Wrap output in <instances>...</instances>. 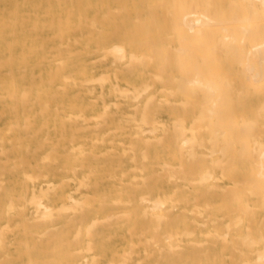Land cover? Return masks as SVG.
<instances>
[{
  "label": "rangeland",
  "instance_id": "374dc122",
  "mask_svg": "<svg viewBox=\"0 0 264 264\" xmlns=\"http://www.w3.org/2000/svg\"><path fill=\"white\" fill-rule=\"evenodd\" d=\"M11 1L14 0H9L10 3ZM18 1L26 21L31 20L25 23L26 27L31 30L32 35L36 34L32 24L37 18L47 17L44 6H32L26 3V0ZM92 2L93 5L86 8L89 24L86 23L82 34L72 37V40L67 42L60 40L53 28L47 27L35 36L37 41L44 40L46 45L44 49H39L36 57H31L33 65L29 72L22 69L11 74L6 68H0V187L2 186L0 189V264H29V262L30 264L31 262L33 264H119L124 259H127L125 264H156L157 262V264H242L245 261L252 263L258 260L259 253L256 251L259 250L261 253L264 249L262 238L264 237V183H262L264 177L259 175L261 170L264 173V168L259 164L261 162L258 159L259 153L252 150L248 152L242 148L243 137H239L232 144L229 132L215 135L211 133L212 130H206L205 126L208 122H197L200 121L198 116L205 106L201 105L204 103L203 94L198 90H192L191 87L187 91H180L177 88V82H170L167 79L171 73L178 78L191 77L195 62L202 63L199 66L210 72L211 77H214L216 72L222 73L225 70L219 79L227 83V86L234 84L243 89L241 92L244 91L232 98L233 105H231L238 109L248 106L251 100L263 103L264 88L255 89L248 85L242 87L239 81H232L229 69L230 57L222 55L223 57L218 59L210 58L209 63H205L204 58L201 57L202 52L199 54L196 47V51L193 49L199 44L198 39L180 41V33L167 25L162 35L164 39L158 42L159 49H162L160 52L166 53L169 50L168 42H172L171 47L175 49L189 47L191 43L190 53H187L188 62L183 71L166 66L163 73L165 79H158L161 60L156 66H147L145 60H131L133 57L143 59L144 55V59H147L146 56L149 55L147 48L141 46L138 40L134 41L136 21L133 1L111 0L107 6L97 5L101 0H92ZM7 3L8 0H0V15L11 10L8 6L10 3ZM118 8L125 10L116 11ZM108 9L111 12L109 17L113 20L112 22L109 20L112 30L117 29L120 37L106 41L102 38L98 39L95 36L96 32L93 33L89 25H93L92 20H96L99 26V23L101 24L107 16ZM63 10L64 13L72 11L69 8ZM141 12L143 20L152 15V10L146 6L141 8ZM248 42L247 38L243 43L248 45ZM109 45L122 46L125 50V58L120 61L121 59L116 57V52L106 53ZM235 69L243 78V67L238 65ZM65 75H68L69 79L65 78ZM11 76L19 80L21 94L24 91L28 92V99L25 102L15 99L7 86ZM148 85L151 87L146 90L145 87L147 88ZM44 89L45 92H43ZM124 89L126 92L123 91ZM144 89L146 92L143 91ZM160 90L162 91L159 92ZM139 92H142L143 97ZM45 93L49 94L47 107L46 102L41 99L45 97ZM138 95L139 98H135ZM152 95L154 96L151 97ZM189 101L193 103L191 102L190 105ZM145 105L148 107L146 111ZM262 114L263 116L257 119L260 128L264 125V109ZM250 118L244 115L237 120V123ZM180 119L185 122L182 123ZM194 119H197L196 124L199 123L202 127L198 128L199 136L197 130H194V135L198 139L193 140L197 142L193 152V146L189 144L193 142L190 137H194L191 133L192 127L193 125L197 127L193 124ZM176 123L183 124L184 132L186 129L191 131L185 132L183 136V129L175 128ZM148 129L149 132L150 129L151 132L152 130L156 132L148 133ZM144 131H147L146 134ZM175 133L182 138L177 140ZM140 135L143 136L140 137ZM218 135L221 136L218 137ZM154 139L159 140V143ZM260 139L264 142V136ZM148 140L149 144H145L144 142ZM183 140L189 144L185 143L188 146L185 145L184 150L179 152V147L183 146L181 145L184 143ZM215 140L217 143H214ZM202 141L205 145H202ZM213 143L216 153L214 150L208 151L213 149ZM229 143L232 144L230 147L233 149L227 147ZM238 149L239 153L243 149L240 156ZM223 150L227 152L224 157L221 153ZM195 154L198 155L195 157ZM189 156L195 158L189 159ZM196 159L199 160L196 161ZM228 159H231L230 162L224 166L223 162ZM216 161L218 166L213 167L212 163L214 162L215 165ZM221 161L224 169L220 165ZM181 163L183 166L179 167ZM74 167L76 172L72 171ZM177 170L178 174L181 173L178 176ZM185 172L190 174H186L183 179ZM207 172L213 174L212 179L205 178V175H208ZM39 173L40 178L37 177ZM27 175L37 176L34 181H31ZM173 175L176 178L172 177V179ZM195 180L201 182L193 183ZM245 180L250 182L247 184ZM255 182H258L256 186ZM215 184L222 187L224 193L222 189L218 187L217 189ZM136 185L139 186L136 188ZM228 186H230L229 189H227ZM253 189V192L257 191V195H255L256 192L254 194L248 192ZM258 190L262 191L258 192ZM34 193L43 207H40L34 199L30 202ZM142 196L152 202L140 203ZM155 200L159 202L162 200L165 205L162 204L161 210L154 213L168 216L171 218L168 222H159L155 217H150V211L147 208L156 203ZM206 200L210 204L209 208H207ZM116 201L118 202L115 204ZM76 203L79 204L75 206ZM247 205L254 210L249 208L251 213L241 216L242 207ZM62 206H67L69 211L59 210L61 211L59 214L56 209H61ZM50 209L55 210L52 211V215L49 214L51 219L47 216V210ZM169 209H171L170 212ZM44 210L47 211V215H43L45 218L47 216L48 220L44 218L46 221L41 216ZM192 210L196 214L199 213L197 215L191 213ZM235 210L241 211V214ZM145 212L147 217L146 214L143 215ZM122 213H124L123 216H118L120 218L116 216ZM125 213H129V217L125 216ZM140 215L143 216L140 217ZM238 217L243 218L241 222ZM39 218L43 221L35 222ZM232 220L234 221L231 229L229 222ZM236 222L239 223L237 227ZM261 222L263 225H260ZM201 223L206 225L203 226ZM159 224L161 226L159 230L157 229L156 233L159 234L157 236L154 234V229ZM4 225H7V228ZM186 231L194 233L190 234ZM141 233L143 235L139 236ZM167 233L175 240H166L167 235L164 236V234ZM248 234L251 237L253 235L254 238H252L255 240L259 238L262 240L260 242L258 240L257 245H253L252 249L245 245L244 252L247 255L236 258V262L231 256L234 245L240 246L241 238H246ZM224 235L227 236L228 241H223ZM153 236L161 239L158 247L151 241ZM169 243L172 246H178V254H175ZM199 243H203L202 246H197ZM207 249H209L208 252ZM129 251L132 252L131 255ZM124 252H129L126 253L127 255L124 254L126 258L122 255Z\"/></svg>",
  "mask_w": 264,
  "mask_h": 264
},
{
  "label": "bare ground",
  "instance_id": "6f19581e",
  "mask_svg": "<svg viewBox=\"0 0 264 264\" xmlns=\"http://www.w3.org/2000/svg\"><path fill=\"white\" fill-rule=\"evenodd\" d=\"M110 1L111 0H101V2L98 3L97 5L101 4V5H106L107 6V5L110 4ZM132 1L134 3L133 4V9H134V12H135V21H136V29H135V34H134V41L138 40L139 44L141 46H144L145 48H147V50L149 51V55L146 56L147 59L146 58L144 59L145 55H144V57H142L143 59H141V58L139 59L137 57L134 58L132 56V55H135V53H131L132 55H130V57H133V58H131L132 61L135 60V59H137L139 61H144L145 60V64L147 66H156L157 62H159L161 60L162 65H161V68L159 70L160 74L159 75L155 74V75L159 76V77H157L158 79H161V80L165 79V77L163 76V73L166 70V66H171V67H173L175 69L183 71L185 65L188 62L187 53L189 52V47H190L191 43H189V45H188L189 47L186 46V48L179 47L178 49H175V48L171 47L172 46V42H168V44H169L168 49L169 50L166 53H164V54H162L160 52L162 49H159L158 42L161 41L162 39H164V37L162 35L165 32L166 25H167L169 28H172V30H175L176 32L180 33V41L185 40V39L191 40L192 38L198 39V41H199L198 43L199 44L198 45L196 44L197 46H194L193 49L196 51V49H195V47H196L197 51L199 50L198 53L200 52L199 54H201V52H202L201 57L204 58V62L205 63H209V59L210 58H217L218 59V58L223 57V56L224 57H227V56L230 57V60H229L230 61L229 62L230 63V67H229V69H230V73H231L230 75H232V81L233 80L234 81H239L240 82L239 85H241L242 87L248 85V86L254 87L255 89H257V87L264 88V0H132ZM25 2L29 3V5H32V6H44V9L46 11L47 17L46 18H37V19H35V21H33L32 25H33V29L36 30L35 31L36 34L32 35V33H30L31 30H29L26 27V25H25V23H27V22H29L31 20L28 19L29 21H26V18L22 15L21 6H20L19 1L18 0H14V1H11V3H10L9 0H8L7 4L10 3L8 6L11 7V10L8 13H6V14L0 15V68H3V67L6 68L8 71H10L11 74L14 73L16 70H22V69L24 71L29 72L31 66L33 65L32 62H31V57L32 56L36 57L38 55V53H39V49L42 50V49L45 48V45H46L45 41L44 40L43 41H37L36 38H35V36L39 35L38 32L40 30L42 31V30L46 29L47 27L53 28L55 30L56 36L60 40H66L67 42H70L72 40V37L74 38V37H77L78 35L82 34L83 28L87 24H89L88 21H87L88 20V16H87L86 8L93 5L92 0H30V1L26 0ZM144 6L150 8L152 10V13H151L152 15L150 16V18H147L146 20H143V18L141 16L142 15L141 14L142 13L141 12V8L144 7ZM65 8H69L72 11L64 13L63 9H65ZM121 9H123V8H121ZM121 9L118 8V9H116V11L120 12ZM109 10L110 9H108L107 16L104 18V21H101V24L99 23V26L97 25L98 23H97L96 20H92L93 25H91V24L89 25L90 28H91V31L93 33L96 32L95 36L98 39L102 38V39H104L106 41L111 40L112 38L116 39V38L120 37L119 36V32H118L117 29L112 30L113 27H112V24L110 23V21L112 22L113 20L110 19V17H109V13L111 14V12ZM123 10H125V9H123ZM119 12H117V13L119 14ZM105 19H106V21H105ZM247 38L249 39L248 45H244V43H243L244 39H247ZM173 43H174V41H173ZM67 47H69V46H67ZM106 49H108V51L106 50L107 51L106 53H109V52L110 53L111 52L115 53L116 52V55H117L116 57L119 60L121 59L120 61H122V59L125 58V54H124L125 50H123L122 46L120 47L119 45H114L112 47V46L109 45V47L107 46ZM174 50H175L176 53L174 52ZM103 51H105V49ZM106 55H108V54H106ZM102 58H104V57H102ZM113 63H115V62H113ZM195 63H196L195 64V69H193L194 70L193 72L191 71L192 72L191 77L186 76V77L178 78L176 76H173L172 73H171V76H169V78L167 79V81H170V82H177L178 83L177 88L180 91L181 90L182 91L183 90L187 91V89H190L189 87H191L192 90H198V91H200L203 94L204 97H202V98H204V103L201 102L202 103L201 105H205V106L202 108V111L199 113L198 120H200V121H197V119H194V123L193 124H196L197 122H199V123L202 122L203 123L204 121H206V122H208V124L206 125L207 127L205 126L206 130L207 129L212 130L213 132L211 131V133L212 134L214 133L215 135L216 134H222L223 135V134L229 132L231 134V138H232L230 140V143H232V144H234L233 142L236 141L239 137H243L244 141H243V147L242 148H244L248 152L250 150H252L254 152L259 153L260 157H258V159L261 161V162H259V164H260V166L262 168H264V142H262L261 139H260L262 136H264V129H261L262 127H264V125L261 126V128H260L259 125H258V121H257V119L259 117L263 116L262 110L264 109V102L263 103H260V102L257 103L255 101L251 100L248 103V106L242 107V109L235 108V106H232L233 105L232 104L233 103L232 98L235 95H238L237 93H243L244 91L241 92V90H243V89H240L241 87L235 86L234 84H231V85L229 84L227 86V83H224V82H222L221 79H219L220 75L222 73H225V70L222 73L216 72V74L214 73L215 76L211 77L210 76V72H207L205 68L203 69V68H201V66H199L202 63L201 64H198L197 62H195ZM238 65L239 66L241 65L243 67V73H244L243 74L244 75L243 78L240 77L238 75V73L235 71L236 70L235 68ZM208 67H209V65H208ZM149 74H150V72H149ZM8 75H9V73H8ZM68 75H70V74H68ZM68 75L67 76L65 75L64 77L67 78ZM154 78L156 79V76ZM68 79H69V77H68ZM96 79H98V78H96ZM96 79H95V81H98ZM227 80H229V78ZM50 81H52V80H50ZM64 81H65V79H64ZM99 81H100V79H99ZM152 85H154V83ZM7 86L9 87V89H11L12 95H13V97L15 99H18L21 102H25L28 99V97H27L28 96V92L27 91H24L21 94L20 82L17 79V77L13 76L11 78V80L7 83ZM44 87H46V86H44ZM148 87L150 88L151 86L148 85L147 88L145 87V89L146 90L149 89ZM228 87H231V88H228ZM64 88H65V86H64ZM125 89L123 90L124 92H126ZM145 89L143 91H145ZM161 91L162 90H160L159 92H161ZM43 92H45V89L43 90ZM136 92L138 93V91H136ZM172 92H173V90L171 89V93ZM128 93H130V92H128ZM141 93L139 92L140 95H141ZM48 95H49L48 93H45V97L41 98L42 100H44L46 102V107L49 104ZM153 96L154 95H152L151 97H153ZM136 97L139 98V95L135 96V98ZM160 102H158V103H160ZM191 102L193 103V101H191ZM191 102L189 101L190 105H191ZM235 102L237 103L238 101H235ZM147 103H149V102H147ZM172 103H174V102H172ZM186 103L188 104V100H187ZM194 103H199L200 104V102H196V101H194ZM236 103H234V105ZM182 104L185 106L184 103H182ZM183 105H180V106L183 107ZM147 108H148L147 105H145L144 110L146 111ZM184 108H186V107H184ZM244 115L250 116L251 118L247 119L246 121H243L242 123L241 122L237 123V120H240L241 118H243ZM91 118H95V117H91ZM26 120H27V118H26ZM180 121L182 122L183 120L180 119ZM154 122L155 121H153V123ZM184 122H182V123H184ZM199 123H198V125L196 124L197 127H195V125H193V127H192L193 131L191 132L193 135L195 134L196 130H197V134H198V131H199V134H200V130H198V128H199V126L202 127V125H199ZM177 125H179V126H177ZM177 125L175 126V128L179 127L177 129H180V128L183 129L182 130L183 131V133H182L183 136H184L185 132L191 131V129H188V131L186 129L185 132H184L185 128H183V124H177ZM16 126H18V124ZM41 127H43V126H41ZM190 128H191V126H190ZM195 128H197V129H195ZM40 129H42V128H40ZM40 129L38 131H40ZM80 129H82V127ZM154 130H155V128H154ZM154 130H152V132H151V129H150V132H149V129H148V133L156 132ZM177 131H179V130H177ZM112 132H113V130H112ZM146 132L144 134H146ZM199 134H198V136H199ZM142 136L140 135V137H142ZM178 136H176V133H175V138L176 139L177 138H182L181 134H180L181 137H178ZM219 136H221V135H218V137ZM194 137L193 136L190 137L192 139V141L193 140L196 141L198 139V138H196L195 135H194ZM143 139H144V137H143ZM203 139H204V142H205V138H203ZM210 139L212 140V138H210ZM177 140H176V142H178ZM185 140H183L184 143L182 142L183 144H181L183 146L180 145L181 147H179L180 148L179 152H181L180 150H182V149L184 150V147H186L185 145H187V144H185V143H188V142L185 141ZM224 140L226 142V139H224ZM146 141H147V139H146ZM157 141L159 143V140H157ZM207 141H209V140L207 139ZM215 141L216 142H214V143H217V140H215ZM200 142H201V140H200ZM204 142L202 141V145H205V144H203ZM220 142H222V141H220ZM144 143L145 144H147V143L149 144V140H148V142H144ZM150 143H151V140H150ZM192 143H190V144L188 143V144L191 147L193 146L192 150L194 152V145H196L197 142L193 141ZM214 143H213L212 147L214 146ZM230 143L228 144L229 146L227 145V147H229L230 149L231 148L233 149V147H230V146H232V144H230ZM176 145H177V143H176ZM198 145L200 146V143H198ZM214 147H213L212 150H208V149L205 148V146H203V148H205L206 150H208V151H213L214 150V153H216ZM222 147H224V146H222ZM27 148L28 147H26V149ZM188 149L190 150L189 147H188ZM220 150H222V149H220ZM225 151L224 150H223V152L221 151V153L224 154L223 157L227 153V152L225 153ZM144 152H145V150H144ZM190 152H192V151L190 150ZM241 152H243V149H242ZM241 152L239 153V149H238L239 156L241 155ZM185 153H187V152H185ZM142 155H144L143 152H142ZM196 155H198V154H195V157H196ZM210 155H212V154H210ZM185 156H183V157H185ZM191 156H192V154H191ZM201 156H206V155H204V154L202 155L201 154ZM207 156H209V155H207ZM195 157H190L189 159L195 158ZM223 157H222V159H223ZM143 158L146 160V158L144 156H143ZM252 158H254V157H252ZM132 159L134 161V158H132ZM197 160H199V159H196V161ZM230 160L228 159L227 160L228 162L227 161L223 162L224 166L226 164H228L230 162ZM194 163H195V161H194ZM215 163H217V161ZM212 165H213V167H217L218 163L214 165V162H213ZM220 165H222V161H221ZM220 165H219V167H220ZM15 166H17V165H15ZM30 166H33V165H30ZM181 166H183L182 163H181V165L179 167H181ZM224 166H223V169L225 168ZM13 168H14V166H13ZM174 168H175V166H174ZM168 169H169V167H168ZM223 169H222V171H223ZM134 170H136V169H134ZM72 171L73 172L75 171V167H74V170H72ZM208 171H209V169H208ZM4 172H2V173H4ZM141 172H143V170H141ZM168 172L169 171L167 170L166 173L168 174ZM178 172L179 171L177 170V174H176L177 176L179 174H181V173L178 174ZM190 172L189 173L185 172L184 173L185 175H184L183 179H185L186 174H190ZM40 173L38 174V176L37 175L36 176L39 177ZM207 173H208V175H205L206 176L205 178L206 179L208 178V180H209V178L212 179L213 178V174H211L210 172H207ZM172 174H174V173H172ZM198 174H200V173H198ZM152 175H154V174H152ZM158 175H160V173H158ZM170 175H167V176L170 177ZM193 175L195 176V172L193 173ZM259 175L261 177L262 176L264 177V173H263L262 170L259 171ZM24 176L26 177V175H24ZM36 176H34L35 177L34 178L32 175L31 176L27 175V178L28 179L31 178V181H34V179H36ZM44 176L46 177L47 175H44ZM172 177H175V176L173 175V176H171V178ZM205 178H204V181H205ZM85 179H87V178H85ZM143 179L144 178H142V180ZM146 179H148V177H146ZM201 179H202V177H201ZM178 180H179V178H178ZM200 180L199 181L195 180L194 182L193 181L192 182L193 183H197V182L200 183L201 181H203V180H201V181ZM257 180H260V179H257ZM189 182L192 183L191 181H189ZM249 182L250 181H246L247 184ZM262 183H264L263 179H262ZM51 184H52V182H51ZM96 184L98 185V182ZM257 184H258V182H255V186ZM138 186L136 185V188ZM215 186H216V184H215ZM1 187H0V189H1ZM48 187H49V185H48ZM217 187L219 189H222V187L220 188L219 186H216V188ZM229 187L230 186H228L227 189H229ZM84 188H86V186H84ZM213 188H215V187H213ZM231 188H233V187L231 186ZM222 190H223L222 193H224V189H222ZM225 190H226V188H225ZM227 191H226V194L228 195ZM253 191H254V189L253 190H248V192H250V194ZM261 191L262 190H260V191L258 190V192H261ZM255 192H253L252 194L255 193V195H257V191H255ZM214 194H216V193L214 192ZM34 195H35V193L33 194V196ZM33 196L31 197L30 202H33L32 199H34V201L35 202L37 201V204L40 207H43V204L38 201L39 198H36L35 196L34 197ZM69 196H70V194H69ZM225 196L226 195H224V197ZM69 198L70 197H68V199ZM142 198H144V199L142 200ZM140 199L142 201L140 203H144V202H148V203L150 202L151 203L152 202V201H148V199H146L145 196L140 197ZM11 201H13V200L11 199ZM11 201H10V203H11ZM40 201H42V200H40ZM159 201H156V203L151 204V205L148 206L147 209H149V211H150V213H149L151 215L150 217H152V216L155 217L156 220L159 221V222H162V221L168 222L171 219V218H168V216H164V214H160V213H157V214L154 213V212H157V211L161 210L162 204L165 205V203H163L162 200H161L162 203L159 202ZM196 201H197V198H196ZM75 202H78V201L76 200ZM117 202L118 201H116L115 204ZM188 202H190V201H188ZM126 203L127 204H131L132 202L131 203L126 202ZM78 204L76 203L75 206H77ZM35 205H36V203H35ZM206 205L207 206L210 205V204H208V201H207ZM67 206H70V205H67ZM67 206H62L61 209L60 208L59 209L55 208V209L58 210V211L59 210H61V211L63 210V211L66 212V211H69L67 209L68 208ZM248 206L249 205H247V207L239 206V207L243 208V212H244V213L242 212V214H241V211L237 210V211L240 212L241 216L243 214L245 216L249 215L251 213V210H254V209H251L249 207L251 209L250 210L248 208ZM63 207H64L65 210L63 209ZM72 207H73V205H72ZM195 207L197 208V205H195ZM209 207L210 206H208L207 208H209ZM49 208H51V207H49ZM207 208H206V210H208ZM50 210H47L48 211V215L46 214L47 211L44 210L45 212L41 215L42 219L45 218V216H43V215L49 216V214L52 215V211L53 212L55 211V210H52V209H50ZM73 210L74 209H72V211ZM170 210L171 209H169V212H170ZM61 211H59V214H61L60 213ZM183 211H186V210L183 209ZM49 212H51V213H49ZM191 213H195V212L192 210ZM123 214L124 213L117 214L116 216L117 217L120 216V215L123 216ZM125 214H126L125 216L129 217V215H128L129 213L128 214L125 213ZM145 214H146V217H147V212L143 213V215H145ZM36 215H37V213H36ZM143 215H140V217H142ZM227 215H229V213ZM47 216H46V218H47ZM112 216H114V214ZM112 216H108V217L111 218ZM199 216L201 217V214ZM51 218L52 217L49 216V219H51ZM118 218H120V217H118ZM40 219L41 218L36 219L35 222L36 221L38 222ZM45 219H44V221H46ZM204 219L206 220L207 218H204ZM217 219L219 220V218H217ZM221 219H223V217ZM242 219H243L242 217L239 218L240 222L242 221ZM263 219H264V217H263ZM263 219H262V222H263ZM47 220H48V218H47ZM234 220H232V222H229V227L231 229L233 227L232 223H233ZM40 221H43V220H40ZM193 222H195V221L193 220ZM262 222H261L260 225H263ZM238 224L239 223L236 224V227H237ZM201 225L204 226V225H206V223L205 224L201 223ZM212 225H214V223H212ZM6 226L7 225H4V227H6ZM159 226H161V225L159 224L158 226L155 227L154 234H157L156 232L159 230V228H160ZM227 227H228V225H227ZM88 228H87V230H88ZM133 228L134 227H132V229ZM248 228L251 229L250 227H247V229ZM2 230H3V228H2ZM229 230L230 229L228 228V233H229ZM128 231H131V230H128ZM187 233L193 234L194 232L193 233L187 232ZM210 233H212V232H210ZM261 233H262V231H261ZM38 235H40V234L38 233ZM43 235H45V234L43 233ZM48 235H49V233H48ZM141 235H143V234L141 233L139 236H141ZM158 235L159 234H157V236ZM165 235H167L166 240H170V241H174L175 240V238H173V236H170V235L168 236V233L164 234V236ZM207 235L209 236L210 234H207ZM248 235L249 236H247L246 238H244V237L241 238V243L242 244L240 246L238 244H237V246L234 245V249H233V251L231 253L232 254L231 256L235 259V261H236V258H243L244 256L247 255V253L244 252V246L245 245H248L247 247L252 249L253 245H255L258 242V240L260 242V240H262V238L264 239V237H262V238H259L258 240H255V239H253L254 238L253 235H252L253 238L250 236V234H248ZM261 235L263 236V233ZM187 236H188V234H187ZM227 236H228V234H227ZM227 236L226 235L222 236V238L225 237V238H223V241L227 240V238H226ZM55 237H57V236H55ZM88 237H89V235H88ZM147 241H146V244L148 245ZM151 241L154 242L153 244L157 245V247H158V243L161 242V239H157L155 236H153ZM24 242L26 243V240ZM67 243H69V242H67ZM202 244L203 243H199V244H197V246H199V245L202 246ZM132 245L130 247H132ZM170 246L172 247V249L174 250V252L176 254L177 250H178V246H172L171 244H170ZM53 248H55V247H53ZM90 248H91V246H90ZM132 249H134V248H132ZM163 249H161V250H163ZM169 249H171V248L169 247ZM181 249H183V248H181ZM161 250H159V251L161 252ZM208 251H209V249H207V252ZM257 251H259V250H257ZM257 251H256V253H259L258 256H257L258 260L255 259L256 261H253L252 263H250L248 261H245L242 264H264V249H263V251L261 253H260V251L259 252H257ZM129 252H124L122 255H124V254L127 255L126 253H129ZM131 253L132 252H130L129 255H131ZM68 254H70V253H68ZM72 254L73 253H71V255ZM204 254H206V253H204ZM248 254L250 255L251 253L249 252ZM125 255H124V257H125ZM129 258H130V256H129ZM160 258H161V256L159 257V259ZM30 261H32V260H30ZM52 261H54V260H52ZM126 261H127V259L126 260L124 259V261H122L121 263L125 264ZM255 262H257V263H255ZM121 263H119V264H121ZM29 264H30V262H29ZM31 264H33V263L31 262Z\"/></svg>",
  "mask_w": 264,
  "mask_h": 264
}]
</instances>
